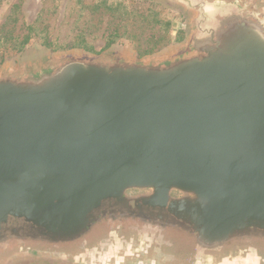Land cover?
Returning a JSON list of instances; mask_svg holds the SVG:
<instances>
[{"label": "water", "instance_id": "water-1", "mask_svg": "<svg viewBox=\"0 0 264 264\" xmlns=\"http://www.w3.org/2000/svg\"><path fill=\"white\" fill-rule=\"evenodd\" d=\"M220 31L202 40L188 31L143 58L114 46L6 62L0 198L5 183L48 174L67 219L126 190L175 189L198 209L200 252L222 247L236 220L264 225V32ZM10 69L19 74L5 77Z\"/></svg>", "mask_w": 264, "mask_h": 264}, {"label": "flooded vegetation", "instance_id": "flooded-vegetation-1", "mask_svg": "<svg viewBox=\"0 0 264 264\" xmlns=\"http://www.w3.org/2000/svg\"><path fill=\"white\" fill-rule=\"evenodd\" d=\"M177 3L179 0H168L184 17L185 39L188 31L196 40L220 30L238 32L241 38L264 32V0ZM11 70L4 76L19 74ZM55 180L38 174L3 185L0 220L4 201L21 189L27 201L47 212L42 235L51 238V244L46 246L44 239H38L34 245H26L13 229L11 238L2 239L0 231V252L10 250L0 264L22 259L34 262L36 257L51 258L58 264H264V225L248 219L234 222L230 236L217 251H198L200 216L181 191L168 189L161 194L152 189H130L64 219L62 209L55 205V194L46 190ZM87 235L90 238H85Z\"/></svg>", "mask_w": 264, "mask_h": 264}, {"label": "rangeland", "instance_id": "rangeland-1", "mask_svg": "<svg viewBox=\"0 0 264 264\" xmlns=\"http://www.w3.org/2000/svg\"><path fill=\"white\" fill-rule=\"evenodd\" d=\"M184 26L179 9L156 0H0V69L35 49L102 54L119 46L143 58L184 42ZM47 221V212L17 189L2 205V239L11 238L13 229L26 245L44 239L48 246L51 238L42 235Z\"/></svg>", "mask_w": 264, "mask_h": 264}]
</instances>
